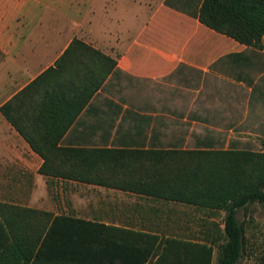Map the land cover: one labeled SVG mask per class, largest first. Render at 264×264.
I'll list each match as a JSON object with an SVG mask.
<instances>
[{
  "label": "crops",
  "instance_id": "0c3cea01",
  "mask_svg": "<svg viewBox=\"0 0 264 264\" xmlns=\"http://www.w3.org/2000/svg\"><path fill=\"white\" fill-rule=\"evenodd\" d=\"M202 1L0 0V107L48 70L40 90L79 86L69 95L76 107L87 94L80 92L84 81H97L106 66L91 48L115 66L66 127L60 147L232 150L231 140L218 145L202 134L264 133V36L255 49L209 29L198 19ZM41 164L0 113L1 203L147 227L134 211L117 219L116 205L135 202L114 203L106 194L151 198L41 175ZM82 187L85 193L76 192Z\"/></svg>",
  "mask_w": 264,
  "mask_h": 264
},
{
  "label": "trees",
  "instance_id": "16d2710c",
  "mask_svg": "<svg viewBox=\"0 0 264 264\" xmlns=\"http://www.w3.org/2000/svg\"><path fill=\"white\" fill-rule=\"evenodd\" d=\"M198 19L240 44L262 48L264 0H203ZM72 45L86 46L78 40ZM89 50L106 66L97 81H84L80 92L87 94L76 107L69 95L79 86L54 84L40 90L51 70L0 107L42 159L39 174L208 211L225 210L228 219L237 208L264 203V141L258 152L60 147L66 127L115 66V61ZM67 109L73 110L70 118L61 114ZM61 122V131L49 130ZM205 233L201 239L165 236L147 227L105 226L73 214L0 202V264H212L214 242ZM223 233L227 240L219 264H234L239 230L228 221Z\"/></svg>",
  "mask_w": 264,
  "mask_h": 264
},
{
  "label": "rangeland",
  "instance_id": "374dc122",
  "mask_svg": "<svg viewBox=\"0 0 264 264\" xmlns=\"http://www.w3.org/2000/svg\"><path fill=\"white\" fill-rule=\"evenodd\" d=\"M230 135L224 132L202 134L208 139L216 140L218 145H224L227 140H231L233 150L258 152L261 148L260 143L264 141V136H262L264 133L256 131L250 134ZM79 191L85 193L86 188H77L76 192ZM91 194L100 196L103 195V191L92 190ZM106 196L114 203H125L126 201L133 204L135 202L134 208L133 205H130L129 208L121 206L120 209L119 205H116L120 210L114 215L117 219L127 220L126 217L133 216L132 212L134 211L136 217L144 221L141 222L142 225H146L150 230L165 236L201 239L202 232L205 230V234H208L210 240L214 242L212 264H219L222 258V250L227 240L224 239L223 229L225 223L229 221L238 228L240 233L238 255L234 264H264V203L257 202L247 207L237 208L231 212L232 214L228 219V212L225 210L208 211L193 206L153 199L142 200L137 198L133 201V199L123 195L118 196L116 193L109 192ZM77 215L83 216V213L79 211ZM125 223L138 226L134 219H129Z\"/></svg>",
  "mask_w": 264,
  "mask_h": 264
}]
</instances>
